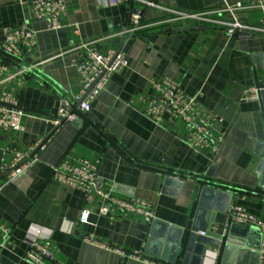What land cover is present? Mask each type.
I'll use <instances>...</instances> for the list:
<instances>
[{
  "label": "crops",
  "instance_id": "1",
  "mask_svg": "<svg viewBox=\"0 0 264 264\" xmlns=\"http://www.w3.org/2000/svg\"><path fill=\"white\" fill-rule=\"evenodd\" d=\"M161 4L190 13L221 8L225 0ZM134 15L142 26L125 33ZM237 15L245 23L263 17L258 8ZM168 16L136 0H66L62 26L52 29L32 16L30 2L0 0V86L24 110L21 130L0 129V225L10 228L6 238L0 230V264H31L26 253L34 238L51 240L61 264H260L257 227L235 224L224 232L233 204L264 220V91L260 100H244L248 87H264V33L230 36L222 27ZM9 27L35 32L17 59L3 54ZM89 41L123 51L129 65L110 78L88 113L55 129L61 98L81 89L73 48ZM167 76L217 120L224 140L214 156L187 144L182 121L145 114L152 82ZM44 139L37 160L9 174L16 154ZM63 158L98 161L99 185L147 202L155 219L99 215L95 194L86 197L53 178ZM83 209L90 223L80 222ZM196 227L219 245L192 238Z\"/></svg>",
  "mask_w": 264,
  "mask_h": 264
},
{
  "label": "built area",
  "instance_id": "2",
  "mask_svg": "<svg viewBox=\"0 0 264 264\" xmlns=\"http://www.w3.org/2000/svg\"><path fill=\"white\" fill-rule=\"evenodd\" d=\"M31 4V14L36 19L47 20L52 29H59L61 16L65 11L66 0H24ZM146 7H156L168 11L166 21L194 20L199 24L211 27H222L227 34H260L264 33V0H241L225 4L221 8L205 9L197 12L185 13L172 10L161 4L162 0H136ZM258 8L263 17L258 23H245L238 18V11L243 9ZM226 13L227 17H221ZM220 15V16H219ZM139 15H134L125 33H135L141 28ZM35 32L29 28H5V37L2 45L3 54L10 59H17L25 47L30 48L34 43ZM73 50L79 55L73 59L81 80L80 91L73 98L62 97L59 110L52 122L58 129L65 122L75 121L81 114L90 111L91 105L106 89L110 78L129 65L126 54L116 49H100L95 41L82 42ZM3 68H6L4 66ZM0 79V85L3 83ZM151 96L145 100V114L152 120L159 122L169 116L182 121L187 126V144L195 150H207L214 156L221 144L223 136L215 132L217 120L201 105L196 95L187 93L180 83L171 77H164L151 84ZM263 86L252 85L244 92V100H260ZM24 114L17 98L0 86V129L21 130V119ZM47 139L41 140L29 152H18L9 174L15 176L23 166L37 160V152L44 149ZM99 162L86 159L69 160L63 158L53 167V178L69 187L84 192L86 197L95 194L100 207L98 214L101 216L112 215L116 211L142 215L148 222L155 219L154 212L145 201L137 198L123 199L116 196L111 190L99 185ZM91 212L83 209L80 222L90 223ZM235 224L252 225L258 228L261 236L259 248L260 264H264V220L250 213L239 204H233L228 212L224 235ZM3 237L10 233V228L0 225ZM26 253V260L31 264H61L56 255V248L51 240L34 238L30 242ZM132 255H136L133 253Z\"/></svg>",
  "mask_w": 264,
  "mask_h": 264
},
{
  "label": "water",
  "instance_id": "3",
  "mask_svg": "<svg viewBox=\"0 0 264 264\" xmlns=\"http://www.w3.org/2000/svg\"><path fill=\"white\" fill-rule=\"evenodd\" d=\"M181 29H184V28H181ZM239 36L243 37V38L250 37V35L246 34V33L240 34ZM77 120H79V118ZM262 154L264 155V152ZM191 236H192V238H196L198 240H208V242H212L213 241L214 243H216V245H219V243H220L219 240H217V239L216 240H212L209 237V232H208L207 228H197V227L196 228H192ZM220 238L221 237H218V239H220Z\"/></svg>",
  "mask_w": 264,
  "mask_h": 264
}]
</instances>
